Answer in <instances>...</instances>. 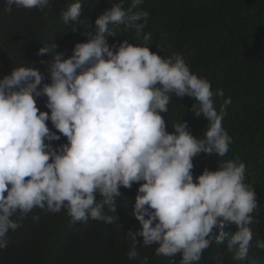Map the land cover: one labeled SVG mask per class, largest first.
<instances>
[{"label":"clouds","instance_id":"9594fccd","mask_svg":"<svg viewBox=\"0 0 264 264\" xmlns=\"http://www.w3.org/2000/svg\"><path fill=\"white\" fill-rule=\"evenodd\" d=\"M4 3L8 14L13 6L31 10L48 34L85 37L63 52L45 45L39 54L53 57L41 68L14 67L0 79V249L36 208L65 210L72 224H114L129 195L141 225L126 233L129 260L140 258L143 237L142 246L168 264H264L263 189L246 180L245 162H220L233 143L223 127L231 98L218 111L214 97L223 98V89L213 91L171 48L150 46L148 3ZM193 112L207 121L202 138L185 121ZM195 157L218 167L194 176Z\"/></svg>","mask_w":264,"mask_h":264},{"label":"trees","instance_id":"16d2710c","mask_svg":"<svg viewBox=\"0 0 264 264\" xmlns=\"http://www.w3.org/2000/svg\"><path fill=\"white\" fill-rule=\"evenodd\" d=\"M145 3L150 17L144 32L151 33L150 46L159 52L165 51L159 48H171L184 57L194 73L211 82L213 91L223 89V98L214 97L218 111L224 100L231 98L225 108L223 127L233 143L220 162L236 158L245 162L246 180L259 183L264 192V0ZM31 12L13 6L8 14L4 0H0V79L14 67L41 68V62L53 57L50 53L39 54L45 45L55 43L56 51L63 52L72 44L84 42V33L77 30L48 34ZM124 36L137 40L133 31L125 30ZM185 97L193 105L195 101ZM185 121L191 123L189 130L193 135L203 137L207 126L203 117L193 112ZM166 122L173 132L170 116ZM193 162L194 176L202 174L205 168L216 170L219 164L215 159L202 157H195ZM133 209L129 195H125L117 223L89 219L87 223L72 224L65 210L51 213L36 208L18 230L9 232L7 248L0 249V264H140L144 256L149 257V264H168L165 257L142 246L143 237H137L140 258H127L132 241L126 233L141 228L132 215ZM36 215L40 217L38 222L32 219Z\"/></svg>","mask_w":264,"mask_h":264}]
</instances>
